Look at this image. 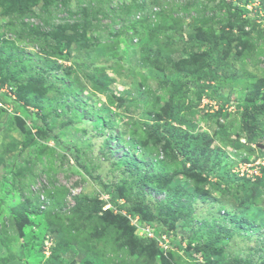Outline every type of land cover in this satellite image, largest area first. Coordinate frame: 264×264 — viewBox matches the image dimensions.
Returning a JSON list of instances; mask_svg holds the SVG:
<instances>
[{
    "label": "rangeland",
    "instance_id": "374dc122",
    "mask_svg": "<svg viewBox=\"0 0 264 264\" xmlns=\"http://www.w3.org/2000/svg\"><path fill=\"white\" fill-rule=\"evenodd\" d=\"M220 1L0 0V95L11 99L0 98V264H206L202 255L187 254L199 239L190 245L179 226L167 232L172 244L167 249L141 237L146 224L114 206L106 187H130L137 170L160 173L154 164L164 157L167 134L163 138L154 130L174 125L168 122L172 96L198 110L193 122L227 152L234 174L254 179L258 163L264 164L258 151L264 136L250 145L254 153L249 144L233 146L239 138L247 143L246 108L237 103L264 78V35L258 32L264 29V4L225 0L233 5L229 9ZM136 4L143 10L134 11ZM200 33L227 40L224 52L234 69L220 75H237L240 82L219 87L215 80L199 101L198 91L208 83L192 80L177 90L169 77L178 68L187 81L205 66L208 49L192 50L182 42ZM221 108L228 118L217 115ZM261 124L264 129V117ZM165 166L169 180L177 177L195 187L181 205L198 206L200 223L241 230V219L229 210L237 202L230 196L225 206L213 185L218 178L197 188L180 160L169 159ZM176 170L181 175H173ZM146 190L155 201H170L168 193ZM257 205L264 210V190ZM177 240L182 247L173 245ZM261 247L264 231L241 230L229 243L230 257L220 261H257Z\"/></svg>",
    "mask_w": 264,
    "mask_h": 264
},
{
    "label": "trees",
    "instance_id": "16d2710c",
    "mask_svg": "<svg viewBox=\"0 0 264 264\" xmlns=\"http://www.w3.org/2000/svg\"><path fill=\"white\" fill-rule=\"evenodd\" d=\"M261 2L264 4V0H261ZM220 3H223V6L229 9L233 8V5L231 3L227 4L225 0H221ZM141 9L143 10L142 5L136 4L134 11H140ZM241 11L243 10L237 9V12ZM223 31L225 32V30ZM258 32L260 36L264 35V29H258ZM229 33L233 35V31ZM207 38L206 34L200 33L198 37L190 36L189 40H182L192 50H202L205 47L208 49L204 56L206 60L205 66L198 69L194 74L190 73L187 81L183 78L184 74L178 71V68L169 77L170 81H173L175 84L177 90L180 89V85H183L185 82L189 83L188 81L191 82L192 80H194L193 82L196 85H200L197 80L208 83L201 85L198 91L199 101L206 95L205 89L212 88L210 83H213L215 80H218L219 87H223L226 83L231 87L234 83L240 82V78L237 75H220L221 71H232L234 69V66L229 64L227 55L224 52L227 40L213 36ZM89 65L88 63L87 67ZM174 66H180V64H174ZM174 75L176 78L173 80ZM158 76L160 77L161 75L158 74ZM42 78L45 80V77ZM221 78L224 80H221ZM263 90L264 78L253 84L252 90L248 93L242 104L237 103L239 109L243 106L246 108L245 114L243 115V132L247 143L242 142V139L239 138L233 144L236 149L244 148L249 144V148L247 149L254 153L256 150L250 145L259 144V139L264 136V129L261 124V119L264 117ZM136 92L140 100L144 101V104L147 105V97L141 88H138ZM0 98L3 101L11 100L5 93H2ZM216 99L224 101L225 103H231V100L219 95L216 96ZM13 102L18 104L17 109H19V102H16V100ZM169 104L170 115L168 122L174 123V125H169L163 131L159 128L154 130V133L160 134L163 138L167 134L165 136L167 142L163 146V151H161L164 157L157 159V162L154 164L155 167L158 166L160 168V173L153 171L150 174H144L137 170L132 175L134 179L130 187L125 186L126 188L124 189L120 188L121 186L114 185L106 187L107 193L112 196V204L120 210L140 216L144 224L156 230L158 239H161L164 235H169L167 233L168 231H175L179 226L182 228L181 232L188 234L190 245L192 241L199 239L192 251H186L187 254L189 256L193 254L202 255L206 258V264L212 262L215 264H264L263 247L260 248L262 255L257 261L254 258L248 259L240 257H231L225 262L220 261L222 256H225L226 259L230 257L226 252L229 243L241 230L254 233L264 231V210L257 205V200L264 190V166H261L260 169L262 175L254 176V179L245 174L243 176L234 174L230 164L231 159L227 152L221 146H214V139L206 132L200 131L198 124L193 122L198 110L192 104L181 102V100H177V97L173 96L169 100ZM217 115L220 118L226 119L229 114L224 111V108H221L217 112ZM47 118V115L44 116V121H47ZM147 126L150 127L148 122ZM224 130V134L227 135L228 128L225 127ZM154 138L152 137L150 140L154 143L153 146L158 149L157 144L155 145V140L153 141ZM258 151L264 153L260 148ZM169 159L174 160V162L181 161V171L183 170V173L187 177L195 181L197 188L200 184H209V178H218V181L213 183V185L221 192V197L224 198L222 202H225V206L229 204L230 200L228 199L230 196L231 198H235L237 202L236 206H229V210L233 218L239 217L241 219L242 222L239 224L241 230H227L222 227L217 228L215 225L207 227L202 222L200 223L199 218L197 219L196 210L198 206L196 208L194 206L192 208L191 206L182 207L183 205L181 204L187 198L194 195L195 187L189 181H181L172 175L171 177L174 179L169 180L167 174L170 173V168L165 166L166 161ZM134 163L139 167L142 166L143 162L136 160ZM172 174L181 175L180 171L177 170ZM146 188H153L157 192L168 193L170 201H155L148 194ZM205 199L207 200V198H203L202 200L206 201ZM121 200H125V203L121 204ZM216 201L213 198V200L209 199L205 203L213 204ZM96 204L95 206L97 208H104L102 203L100 204L98 202ZM88 205L89 203L87 201L84 205H80V207H87ZM202 216L200 215L199 217L201 218ZM155 245L157 248L159 247L157 243ZM173 245L175 247H182V240L174 241ZM218 251H220V254ZM198 264L205 263L198 262Z\"/></svg>",
    "mask_w": 264,
    "mask_h": 264
},
{
    "label": "built area",
    "instance_id": "2783aa9c",
    "mask_svg": "<svg viewBox=\"0 0 264 264\" xmlns=\"http://www.w3.org/2000/svg\"><path fill=\"white\" fill-rule=\"evenodd\" d=\"M258 166H259L258 167L259 169L255 171L256 176H260L261 175L260 169H261V166H264L263 162H259ZM139 234H140L141 237H144L146 239L157 240L161 247L164 246V248H166V249L170 247V241H169L167 235H164V236L161 237V239H158V236L156 235V230L153 227L149 226V225H145L144 227H141V232Z\"/></svg>",
    "mask_w": 264,
    "mask_h": 264
},
{
    "label": "water",
    "instance_id": "95a60500",
    "mask_svg": "<svg viewBox=\"0 0 264 264\" xmlns=\"http://www.w3.org/2000/svg\"><path fill=\"white\" fill-rule=\"evenodd\" d=\"M260 148L264 147L263 145H259Z\"/></svg>",
    "mask_w": 264,
    "mask_h": 264
},
{
    "label": "clouds",
    "instance_id": "9594fccd",
    "mask_svg": "<svg viewBox=\"0 0 264 264\" xmlns=\"http://www.w3.org/2000/svg\"><path fill=\"white\" fill-rule=\"evenodd\" d=\"M170 245H171V242H170Z\"/></svg>",
    "mask_w": 264,
    "mask_h": 264
}]
</instances>
